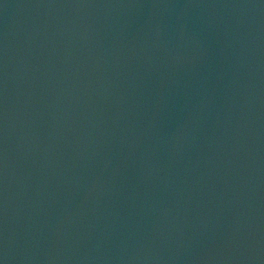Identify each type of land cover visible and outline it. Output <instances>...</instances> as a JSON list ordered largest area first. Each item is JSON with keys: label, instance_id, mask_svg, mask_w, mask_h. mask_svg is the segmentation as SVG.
<instances>
[{"label": "water", "instance_id": "obj_1", "mask_svg": "<svg viewBox=\"0 0 264 264\" xmlns=\"http://www.w3.org/2000/svg\"><path fill=\"white\" fill-rule=\"evenodd\" d=\"M0 264H264V0H0Z\"/></svg>", "mask_w": 264, "mask_h": 264}]
</instances>
